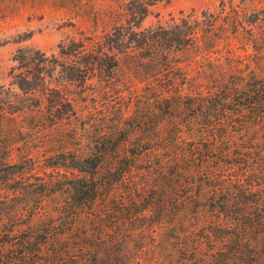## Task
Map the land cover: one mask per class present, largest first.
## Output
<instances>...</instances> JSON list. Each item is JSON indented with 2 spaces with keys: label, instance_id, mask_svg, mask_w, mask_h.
<instances>
[{
  "label": "trees",
  "instance_id": "16d2710c",
  "mask_svg": "<svg viewBox=\"0 0 264 264\" xmlns=\"http://www.w3.org/2000/svg\"><path fill=\"white\" fill-rule=\"evenodd\" d=\"M161 1L128 0L110 30L71 38L56 52L19 49L11 70L15 86L0 87V151L7 149L4 141L10 132L24 134L40 125L42 116L53 123L75 117L73 97L82 98L95 78L111 84L123 56L135 53L138 66L149 70L152 65L153 70H182V54H206L201 50L205 38L247 30L244 6L226 2L218 11L181 13L165 24L142 28L150 7ZM253 23L257 20L249 25ZM227 66L245 70L232 60ZM189 99L188 105H195L192 117L200 123L199 136L184 150V158L180 152L168 158L163 154L156 172L161 180L141 186L148 195L135 193L132 180L126 190L118 185L133 174L148 148H133L122 156L117 186L98 197L87 195L80 175L31 180L25 175L32 158L18 164L2 157L0 183L6 177L15 185L0 205V264H264V76L233 74L216 92ZM234 135L246 139L234 141ZM104 157V152H62L48 157L47 165L83 173ZM180 162H185L184 181ZM198 175L199 183L207 181L211 188L201 187L206 197L194 202ZM214 179L219 183L210 182ZM57 194L62 201L48 206V198ZM188 213L193 216L187 218ZM225 218L231 221L217 234ZM177 221L183 227L178 232ZM202 225L205 240L199 242ZM168 228L173 231L167 233ZM216 237L220 248L213 242Z\"/></svg>",
  "mask_w": 264,
  "mask_h": 264
},
{
  "label": "rangeland",
  "instance_id": "374dc122",
  "mask_svg": "<svg viewBox=\"0 0 264 264\" xmlns=\"http://www.w3.org/2000/svg\"><path fill=\"white\" fill-rule=\"evenodd\" d=\"M127 1L0 0V87L15 86L12 84L11 70L16 64L14 57L19 49H40L50 54L71 38L102 34L120 21L118 14ZM222 2L244 6L242 19L247 24V30L229 33L228 36L222 31L218 37L205 38L207 45L201 50L206 54L193 50L185 52L181 55L182 70H153V65L149 70L148 66H138L140 58L135 53L123 56L120 70H117L111 84L95 78L92 85L81 93L82 98L80 95L73 97L75 117L56 119L53 121L57 123H53L42 116L40 125L28 129V132H10L4 141L7 149L0 151V159L3 157L10 163L20 164L26 157L32 158L31 168L26 169L28 173L25 175L32 177L31 180L34 176L49 179L53 174H67L69 177L80 175L85 182L87 195L98 197L117 186L121 171L119 159L122 156L129 154L133 148H148L141 152L133 174L118 183L126 190L127 186H131L127 182L132 180L136 182L135 193L148 195V191L142 190L141 186L156 184L155 179L161 180L156 172L160 170L159 165H162L163 154L164 158H168L180 152L183 154L181 158H184V150L199 136L197 126L200 123L192 117L195 105H188L191 103L189 96L195 99L200 92L204 95L216 92L233 74L242 75L243 78L251 72L264 76V0H164L151 6L142 22V28H147L159 23L165 24L181 13L218 11ZM254 19L257 23L249 25ZM250 28L256 31V37H252ZM237 58L240 62L235 61ZM230 60L245 70H232L227 66ZM168 96L170 100L166 101L164 98ZM245 139L244 135L232 137L234 141L243 142ZM204 142L201 141V145ZM115 151L117 153H113ZM62 152L77 155L104 152L106 157L83 173L64 166L52 168L47 165L48 157ZM184 165L185 162L179 163L183 169V181L187 178ZM199 176L192 189L194 202L206 197L201 193V187L211 188L207 181L199 183ZM15 178L19 180L20 176ZM5 180L6 177L0 183L1 208V202L6 200L8 194H13L10 188L15 185ZM210 182L219 183L216 179ZM184 190H189V187ZM55 196L48 198V206L55 207L56 203L62 201L61 194ZM162 196L165 197V193ZM182 213L180 210L179 215ZM184 215L187 218L193 216L192 213ZM230 221L225 218L222 229H216V233L226 230L223 229V223ZM177 223L178 232L183 227L181 221ZM203 225L198 231L201 236L199 242L205 240L202 237L206 232ZM172 231L167 229V233ZM213 242L216 248L221 247L217 237ZM203 244L205 247L206 243ZM151 255L152 252L148 251L147 257Z\"/></svg>",
  "mask_w": 264,
  "mask_h": 264
}]
</instances>
